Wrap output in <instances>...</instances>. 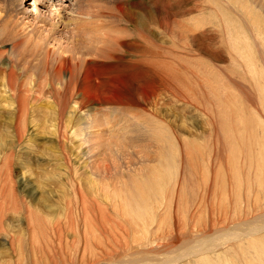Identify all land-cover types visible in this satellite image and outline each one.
Returning <instances> with one entry per match:
<instances>
[{
    "label": "rangeland",
    "instance_id": "374dc122",
    "mask_svg": "<svg viewBox=\"0 0 264 264\" xmlns=\"http://www.w3.org/2000/svg\"><path fill=\"white\" fill-rule=\"evenodd\" d=\"M17 1L0 0V28L5 29L2 34L4 43L0 45L5 50L3 61L9 56L7 48L13 38L22 39L27 36L32 41H43L44 47L52 43L73 51L83 44L85 38L93 37L77 32L81 20L87 21L92 27L113 25L116 22L111 21L110 16L114 12L109 10H114L115 3H121L125 13H139L141 24L153 32L154 39L148 37V29H140L137 35L129 26H125L122 40L111 42L107 48V52L115 59L95 61L104 64L108 74L124 77L123 85L118 89L123 97L130 96L139 101L143 98L140 94L142 88L154 83L164 89L163 94L146 104L144 112L140 107H119H130L140 118L150 116L151 112L162 117L173 127L178 156L174 166L167 170L172 181L169 185L160 184L163 187L156 200L157 206L150 211L152 217L149 216L148 222L151 224L146 228L142 227L144 219L129 216L132 214L130 211L117 213L110 206L112 197L122 183L120 180L126 174L139 175L143 179L140 169L145 164L131 160H119L122 163L118 161L116 166L100 162L102 165L98 167L96 164L99 161L87 164L88 171L98 172L92 175L94 184L97 183L95 186H107L109 198L105 202L110 201V208L106 205L103 208L104 202L98 203L101 200L94 191L95 195L91 194L94 203L90 201L93 205L89 203L91 197L86 198L90 205L88 210L63 214L62 209L57 207V215L61 212L63 216H53L44 212L40 204L35 202L34 193L29 197L25 193V196L23 194L16 198L7 195L8 191L4 190L3 194L0 193V206L11 208L8 204H15L18 207L25 202L32 208H29L31 211H22L20 207L19 210H0V251L8 255L5 256L7 261H1L0 264H130L129 259L136 256H141L134 258L137 264H152L153 261V264H201L203 256L190 258L185 248L194 241L191 238L201 237V230L211 220L219 219L217 226H221L224 218L225 221L232 216L235 219L250 218L255 213L254 203L264 211V0H71L66 2L68 6L65 8L59 7L60 0H52L50 3H53L55 9L52 7L54 10L49 16L47 12L44 13V8H38V4L36 8L40 14L28 12L31 10L28 5L33 0L25 1L24 5ZM96 40L93 39L92 44L96 45ZM26 47V59L31 61L34 49L28 45ZM138 61L141 65L137 64ZM148 70L151 72L148 73ZM31 72H34L32 79L36 78L34 81H41L39 71L33 69ZM164 80L167 81L164 83ZM108 91L109 88L105 92L110 95ZM183 99L186 101L183 102ZM160 101L165 102L161 104ZM92 107L102 112L109 111L110 119L120 115L114 104ZM84 113L83 117L86 116ZM129 121L121 117L113 128L124 134L122 137L134 138L139 129ZM44 136L48 137L46 134ZM180 139L187 141L184 151L178 143ZM36 141L43 143L44 140L41 137ZM136 145H132L133 151L145 152L143 145ZM147 149L149 153L153 152ZM31 150L35 151V148L24 149L27 155L30 152L34 155L26 164L32 172L39 173L45 167L53 170L50 163L43 165L45 162L41 161L46 159L43 148L38 153ZM179 150L183 152L179 154ZM37 155L40 159H36ZM103 166L111 168L106 175L102 173ZM6 168L0 165V185L3 182L9 184ZM181 171L185 177L180 195ZM12 175L11 180L17 188L18 171L15 168ZM64 180L57 184L53 180L34 177L31 181L38 192L37 197L43 200L46 197L41 196L40 192L45 190L44 185L46 188L51 186L49 190L54 193H51L49 200L57 205L66 204L68 199L74 198L72 189ZM58 188L61 192L57 191ZM84 193L88 194L86 190ZM5 197L8 199L4 200ZM250 210H253V214ZM130 220L136 223L129 224ZM223 224L224 227L230 225L228 222ZM84 241L90 245L84 246ZM219 242L220 245L209 257L216 258V253L223 251L222 254H225V250L229 249L227 242ZM177 254L180 257H176ZM99 255H104L100 257L104 259L91 262ZM228 259H224L225 264L234 263V260ZM245 260L235 261L237 264H250L248 259Z\"/></svg>",
    "mask_w": 264,
    "mask_h": 264
},
{
    "label": "bare ground",
    "instance_id": "6f19581e",
    "mask_svg": "<svg viewBox=\"0 0 264 264\" xmlns=\"http://www.w3.org/2000/svg\"><path fill=\"white\" fill-rule=\"evenodd\" d=\"M18 1L24 5L25 1L28 0ZM51 1L52 0H33L32 4L28 5V7H31V10H28V12L31 13L34 11L40 14L38 8L42 7L45 9L44 13L46 14L47 12V15L49 16V14L52 13V10L55 9L53 3H50ZM60 1L61 5L59 7L65 8L68 6L67 3L71 0ZM62 2H64V4ZM37 4L38 8H36ZM52 7L54 9H52ZM168 8L170 7L168 6ZM109 12H114L110 16L111 21L116 22L113 25L108 24L103 25L102 27H92L85 20H81L79 22L76 29L77 32H83L84 34L92 35L93 37L85 38L83 44L78 45V47L73 51L65 49L61 45L55 46L54 44L47 42L46 46L44 47L42 45L43 41H32L26 36L22 39L13 38L10 47L7 48L9 56L7 55V57H5V61H3L5 50L3 49L4 46L0 47L4 50H0V82L3 81L2 84H0V165L2 168L6 166L8 167L6 168L7 176H5L8 181L7 183H9L6 184L3 182L0 185V193L6 190L8 191L7 195L11 194L16 198L21 197L23 194L25 196V193L28 194L29 197L30 194L32 195V193H34L33 195L36 198L35 202L40 204L44 212L56 216L57 207L62 209L61 211H63V214H71L69 212L73 211L80 212V210H88L90 205H88L86 202V198H90L91 194H93L95 191L99 194H97V196L100 197L101 200V202L98 203L104 202V205L102 206L105 208L110 202H105L109 198V192H107L106 188L107 186H103L101 188L95 186L97 183L94 184L92 175L96 172L88 171L87 164L89 162L99 161V164H96L99 167L102 165H100V162L105 164L112 163L115 165V163H118L119 160H131L135 163L145 164L140 169L143 179L137 175V173V176L133 174H126L124 177L125 181L124 178L120 180L122 183L119 185L118 192L114 194V197H112V201L114 203L110 202V206L114 209V211H117V213H127L130 211L129 213L132 214L129 216L133 215L134 217L144 219L142 222V227L146 228V226L150 223L148 222V218L151 215L150 211L152 212V210L155 208L154 206H157L156 200L160 194V191L162 190V187L164 184L169 185V182L172 181V177L167 170H169L170 167H173L175 161L177 160L178 152L175 149L176 135L174 136L175 133L173 127L154 112H151V115L148 113L150 116L144 118L141 116L142 118H140L133 113V110L130 107H119L124 105L140 107L144 112L146 104L149 102L151 103V99L154 100L157 96L163 94L164 92H162V90L164 89H161L162 87L159 88V86L155 85L154 83L152 86L151 84L146 85V87H143L140 91L141 96H143V98L140 99L144 100L139 99L138 101V98H132L129 95V97H123V95H120L118 89L122 87L124 77L120 75L108 74L106 71L107 67L104 64L95 61L115 59L111 53L107 52V48L110 46L111 42H120L122 40L125 26H129L130 30L135 32L137 35L140 34V29H143L144 31L148 29V37L151 39H154L155 37L153 32L148 27H146L145 24H141V19L138 17L140 14L137 12L125 13L124 6L121 3H115L114 10H109ZM3 30H5L3 27L0 28V45L4 43L2 41ZM93 39L94 41L95 39H98L96 40V42L98 41L96 45L92 44ZM27 45L34 49V51L31 53V61L26 59ZM137 64L141 65L140 61H138ZM33 69L40 72L38 73L41 74V81H34L36 76L34 77V80L32 79V73L34 72L31 71ZM165 69L166 68H164V70ZM150 72L151 71L148 70V73ZM165 81L167 80H164V83ZM167 85L169 84L167 83ZM167 87L171 88L169 86ZM107 88H109L108 93H110V95H107L105 92ZM174 94H176V92ZM180 94L177 95L180 96ZM181 96L185 98L184 95ZM43 98L44 100H42ZM185 101L183 99V102ZM140 102H142V104ZM163 103L161 102V104ZM101 104H114L116 106V112H120V115L110 119L109 111L102 112L99 108L96 109L92 107L93 105ZM86 108L87 110L84 111ZM154 108H156V106ZM83 112H85V117L82 116ZM130 116L131 119H129L131 121L128 119ZM121 117L124 121L127 120L131 122L134 127L139 129V133L135 134L136 137H122L124 134H121L118 132V130L113 128V126L119 122ZM44 134H46L48 137L44 136ZM41 137L44 141L43 143H38L36 140ZM178 143L183 151L185 148H187V141L180 139L178 140ZM133 144L143 145L144 147L142 148L146 153L143 151L142 153L133 151V149H131ZM30 147L35 148V151H31L37 153L41 152L40 149L43 148L46 159L41 161L45 162L43 165L50 163L51 167H53V170H49L50 168L48 167L47 170L45 167L41 168L42 171L39 173L34 171L32 172V170L26 166L27 160L32 158V154L30 152V155H27L28 153L24 151L25 148L28 149ZM147 148L152 149L153 152L149 153ZM183 151L179 150V154H181ZM26 155L27 157L23 158ZM132 155L135 157H132ZM32 156L34 157V155ZM36 159H40V157L37 155ZM114 165L111 166L115 167L116 165ZM13 168L18 171L19 187L17 185V188L15 182L11 180L13 176ZM108 169L109 167L107 169L104 168L102 173L106 175ZM109 170H111V168ZM184 175L181 171V175H179V178L181 179L179 184L180 195L183 189L182 181L184 180ZM102 176L103 175H101V177ZM34 177L40 180H53L57 184H60L65 179L64 181H67L66 184L68 187L72 189L74 196L73 200L68 199L66 204L60 203L56 205L51 203L49 196L54 192L49 190L51 189V186H47L46 188L45 185V190L42 189L43 191L40 193L41 196L46 198L43 200L42 198L37 197L38 192L36 191L34 183L31 181ZM85 185L87 186L86 189L84 188ZM65 186L66 185H64V187ZM85 190L86 194L88 193L87 195L84 193ZM57 191H60L59 188ZM6 199L8 198L5 197L4 200ZM93 200L94 199L91 197L89 203L90 201L94 203ZM14 202L16 203V201ZM93 203L90 204L93 205ZM111 203L113 204L111 205ZM2 205H4V202H2ZM8 205L12 207L7 208V205L0 206V210H10L13 208L14 210H17L16 208L19 210L20 207L22 211H29V208H32L30 207V204L27 205L25 202L18 207L15 204ZM254 205L255 213L251 216V214H253V210H250V218H243L240 215L242 218L235 219L232 216L229 219L226 218L227 221H225V218L224 220L222 219V224L225 222L230 223L228 227H224V224L223 226L222 224L221 226H217L219 219L214 221L211 220L210 224L206 227L204 226V228L201 230V237L196 239L191 238L194 241L190 243V245H187L188 247L186 248L183 246L189 255L188 257L196 258L203 256L202 260L200 261L201 264H225L224 259L227 258H229L228 260L230 261L234 260L233 264H237L235 261L236 259L241 261H243V259H248L250 264H264V211H262L261 208L255 203ZM60 213L57 216H60ZM63 214L61 216H63ZM130 223L135 224L136 222L134 220H130L129 224ZM177 239L181 240L179 237ZM219 240L222 242H227L230 245L229 249H227V251L225 250V254H222L223 251L218 254L216 253V258L209 257L215 248L220 245ZM85 243L86 244H84V246L90 245L89 242ZM2 245L3 243L1 246ZM80 248H78V250ZM83 252L81 253L82 255ZM5 253L6 252L4 251H0V262L7 261L5 256L8 255ZM18 253L21 252L18 251ZM18 255L17 258H19ZM104 255H99L93 259L90 257L92 259L91 262H97L104 259H100V257ZM166 256L167 255H164L163 257ZM222 256H224V259H222ZM139 257L136 256L134 258ZM176 257L180 256L178 255ZM134 258L129 259L130 264H137V260ZM68 259V261H70V258ZM171 261L172 260H170V262ZM159 263L161 264V262ZM162 263L165 264L164 262ZM107 264L116 263L110 262Z\"/></svg>",
    "mask_w": 264,
    "mask_h": 264
}]
</instances>
